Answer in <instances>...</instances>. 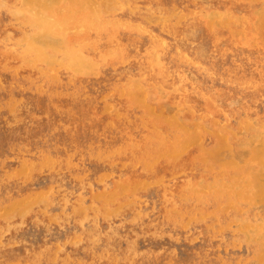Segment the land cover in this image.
<instances>
[{
  "label": "rangeland",
  "instance_id": "obj_1",
  "mask_svg": "<svg viewBox=\"0 0 264 264\" xmlns=\"http://www.w3.org/2000/svg\"><path fill=\"white\" fill-rule=\"evenodd\" d=\"M0 136V264H264V0H0Z\"/></svg>",
  "mask_w": 264,
  "mask_h": 264
},
{
  "label": "bare ground",
  "instance_id": "obj_2",
  "mask_svg": "<svg viewBox=\"0 0 264 264\" xmlns=\"http://www.w3.org/2000/svg\"><path fill=\"white\" fill-rule=\"evenodd\" d=\"M84 1V0H83ZM200 1V0H199ZM45 4V3H44ZM72 4H74L76 7L77 6H79L78 8L79 9H84V7H81V6H83L82 5V3H80V2H77V3H72ZM41 6H45V7H48V6H46V4L45 5H42L41 4ZM75 7V8H76ZM91 9H92V7H90ZM78 9V10H79ZM77 10V9H76ZM75 10V11H76ZM85 10V9H84ZM83 10V11H84ZM88 12V11H87ZM91 12V11H90ZM77 14V13H76ZM89 16V15H88ZM72 17H74L73 15H72ZM35 19H36V21L37 22H47L48 20H47V17H45V16H43V15H40L39 13H35ZM82 19V18H81ZM69 20V19H68ZM63 21V20H62ZM70 21V20H69ZM61 23V22H60ZM64 24V23H63ZM236 28V27H235ZM11 80V79H10ZM2 82V81H1ZM153 82V81H152ZM10 84V83H9ZM16 84V83H15ZM36 85V84H35ZM34 85V86H35ZM10 86V85H9ZM8 86V87H9ZM21 86V85H20ZM10 88V87H9ZM22 88H23V86H22ZM11 89V88H10ZM12 90V89H11ZM11 90H10V93H11ZM17 97V96H16ZM22 99V98H21ZM16 100V99H15ZM150 101V100H149ZM181 101V100H180ZM179 101V102H180ZM3 102V101H2ZM13 102V101H12ZM145 102H147V101H145ZM153 103V102H152ZM208 103V102H207ZM11 104V103H10ZM149 104H150V102H149ZM154 104V103H153ZM157 104V103H156ZM160 104V103H159ZM161 105V104H160ZM122 106V105H121ZM157 106V105H156ZM10 107H11V105H10ZM135 107V106H134ZM4 108V107H3ZM136 108V107H135ZM160 109V108H159ZM154 110H155V108H154ZM156 111V110H155ZM188 111V110H187ZM212 114H215V113H212ZM147 115H148V113H147ZM182 116H183V114H182ZM163 117V116H162ZM192 117V116H191ZM190 117V118H191ZM153 118V117H152ZM208 118V117H207ZM17 119V118H16ZM22 119V118H21ZM132 119V118H131ZM209 119H210V117H209ZM152 120V119H151ZM183 120V119H182ZM156 121V120H155ZM189 121V120H188ZM202 121V120H201ZM21 122V121H20ZM152 122V121H151ZM173 122V121H172ZM171 122V123H172ZM205 122V121H204ZM208 122H209V120H208ZM157 123H158V121H157ZM221 123V122H220ZM10 124V123H9ZM165 124V123H164ZM173 124L174 123H172V124H170V125H172L173 126ZM204 124V123H203ZM229 124V123H228ZM216 125H218V124H216ZM176 126V125H175ZM179 126V125H178ZM207 125H205V127H206ZM212 126V125H211ZM219 126V125H218ZM151 127V126H150ZM160 127V126H159ZM178 128V127H177ZM209 128V127H208ZM171 129H172V127H171ZM183 130V129H182ZM215 130V129H214ZM239 130V129H238ZM245 131V130H244ZM174 132H175V130H174ZM178 132V131H177ZM187 132V131H186ZM193 132V131H192ZM183 133V132H182ZM224 133V132H223ZM240 133V132H239ZM164 134V133H163ZM193 134V133H192ZM182 135V134H181ZM190 135V134H189ZM171 136V135H170ZM186 136V135H185ZM192 136V135H191ZM1 137V136H0ZM165 137V136H164ZM201 137V136H200ZM215 137V136H214ZM219 137V136H218ZM232 137V136H231ZM186 138V137H185ZM192 138H193V136H192ZM188 139V138H187ZM187 139H183L184 141L185 140H187ZM189 139H190V137H189ZM228 139V138H227ZM180 140V139H179ZM192 140V139H191ZM212 140V139H211ZM229 140V139H228ZM183 141V142H184ZM213 142V141H212ZM167 146V145H166ZM204 146V145H203ZM215 146V145H214ZM194 147V146H193ZM196 147V146H195ZM206 147V146H205ZM233 147V146H232ZM168 148V147H167ZM198 149V148H197ZM189 150H191V148L189 149ZM221 150V149H220ZM233 150V149H232ZM169 151V150H168ZM185 151V150H184ZM191 152V151H190ZM194 152V151H193ZM197 152V151H196ZM220 152V151H219ZM236 152V151H235ZM248 153V152H247ZM254 153V152H253ZM185 155V154H184ZM203 155V154H202ZM186 157V156H185ZM191 157V156H190ZM188 158H189V156H188ZM197 158V157H196ZM249 158V157H248ZM195 160H197V159H195ZM221 160V159H220ZM104 161H106V160H104ZM183 162V161H182ZM197 162V161H196ZM201 162V161H200ZM176 163V162H175ZM174 163V164H175ZM22 164V163H21ZM163 164V163H162ZM202 164V163H201ZM209 164H211L210 162H209ZM213 164V163H212ZM215 164V163H214ZM165 165V164H164ZM170 165V164H169ZM199 165V164H198ZM203 165V164H202ZM247 165V164H246ZM25 166V165H24ZM162 166V165H161ZM195 166V165H194ZM186 167V166H185ZM188 167V166H187ZM189 167H191V163H190V166ZM193 167V166H192ZM199 167V166H198ZM258 167V166H257ZM168 168V167H167ZM29 169V168H28ZM27 169V170H28ZM164 169V168H163ZM207 169V168H206ZM188 170H189V168H188ZM170 171V170H169ZM230 171V170H229ZM258 171V170H257ZM208 172V171H207ZM255 172V171H254ZM33 173V172H32ZM186 173V172H185ZM209 173V172H208ZM257 173V172H256ZM262 173H264V172H262ZM28 174V173H27ZM206 174V173H205ZM211 174V173H210ZM178 175H179V173H178ZM199 175V174H198ZM192 176V175H191ZM219 176V175H218ZM211 178V177H210ZM219 195V193H217L215 196H218ZM17 199V198H16ZM120 200V199H119ZM17 201V200H16ZM11 202H9V204H10ZM12 207V206H11ZM7 210H12V208H8ZM197 215V214H196ZM229 215V214H228ZM190 221V220H189ZM221 236V235H220ZM252 246V245H251ZM241 259V258H240Z\"/></svg>",
  "mask_w": 264,
  "mask_h": 264
}]
</instances>
